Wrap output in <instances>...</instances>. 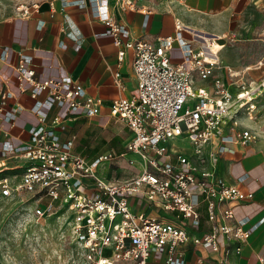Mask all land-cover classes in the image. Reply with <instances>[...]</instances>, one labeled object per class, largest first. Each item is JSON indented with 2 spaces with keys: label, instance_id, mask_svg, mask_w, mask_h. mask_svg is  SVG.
Masks as SVG:
<instances>
[{
  "label": "built area",
  "instance_id": "2783aa9c",
  "mask_svg": "<svg viewBox=\"0 0 264 264\" xmlns=\"http://www.w3.org/2000/svg\"><path fill=\"white\" fill-rule=\"evenodd\" d=\"M58 1L61 7H104L105 29L97 34L112 37L119 60L126 48L133 51L136 91L129 97L113 98L108 108L109 114L130 130L125 150L137 156L140 169L125 178L105 180L96 167L103 161L111 162V154L87 160L72 152V139L61 141L55 133V127H64L61 118L53 115L48 119V111L58 107L91 116L99 112L100 99L87 94L69 75L36 80L30 56L19 54L14 66L18 86L34 99L29 110L38 121L28 128V138L21 148L0 149V196L30 193L36 217L46 215L53 204L60 203L71 217L80 250L77 264H185L180 248L190 241L217 252L224 262L230 243L235 242L234 248L239 250L240 241L264 219L262 216L251 222L248 216H234L233 205L251 197L239 187L249 177L248 172L240 173L232 184L216 173L219 154H233L234 145H244L254 138L255 128L248 122L256 123L264 133V105L257 99L264 91V78L256 82L223 67L217 49L211 48L213 41L203 39V46L194 47L183 38L178 21L172 35L160 36L155 43L130 38L128 29L116 21L108 7L112 3L147 16L152 7L141 4L143 0ZM37 5V0L21 5L20 13L27 15ZM41 25L39 20L37 27ZM174 43L180 51L177 62L169 57ZM78 48L76 45L74 49ZM7 51V46L0 45V61H5ZM221 68L226 70L227 80L214 75ZM210 77L209 86L196 84ZM41 93L44 96L39 98ZM5 96L6 92L0 93V106ZM15 116V108L0 107L3 121ZM178 139L190 143L191 155L171 150L170 142ZM7 160L24 162L22 166L17 164L19 175L11 172L15 167H8ZM127 162L132 165L136 160L129 158ZM86 186L94 191L87 193ZM131 196H140L162 212L179 214L194 230H198L203 212L208 228L190 234L173 221L134 211Z\"/></svg>",
  "mask_w": 264,
  "mask_h": 264
},
{
  "label": "crops",
  "instance_id": "0c3cea01",
  "mask_svg": "<svg viewBox=\"0 0 264 264\" xmlns=\"http://www.w3.org/2000/svg\"><path fill=\"white\" fill-rule=\"evenodd\" d=\"M37 1V7H31L27 15L16 12L0 18V45L8 47L5 61H0V93L6 92L5 102L0 107L3 110L16 109L13 120L3 121L0 117V149L12 151L21 148L28 138V128L38 121L29 110L34 99L28 91H20L14 68L19 54H26L30 56L36 80L69 75L72 80L82 84L87 94L100 99L99 112L91 116L58 107L49 110L48 119L58 115L64 125L63 128H54L58 138L61 141L71 138V151L87 160H93L100 154H111V162L103 161L96 167L97 174L105 180L133 175L140 169V164L135 154L125 150L131 132L122 121L109 114L108 108L113 98L129 97L136 91L132 70L133 51L126 48L119 60L112 37L97 34L105 29L104 7L94 4L84 8L61 7L58 0ZM258 1L143 0L141 4L152 7L147 16L139 11L119 9L112 3L108 10L119 24L128 29L130 38L152 43L160 36L172 35L175 22L178 21L187 42L200 47L203 46V39L208 42L212 40L220 45L216 48V55L223 67L259 82L264 78V21L257 24L242 23L244 14H249L251 10L260 11L264 16V1L260 3L261 6H258ZM39 20L42 21L40 28L37 27ZM243 31L257 32V35L237 38L236 33L241 35ZM228 37L231 41L236 40L227 43ZM76 45H79L77 50L74 49ZM169 57L172 62L180 60L176 43L169 50ZM214 75L228 79L224 68L215 70ZM197 82L198 85L209 86L211 77ZM43 96L44 93H41L39 98ZM257 99L264 105V91ZM248 124L255 128L254 138L244 145H234L233 154H219L216 173L218 178L232 184L240 173L248 172L249 177L239 187L250 192L251 197L234 204L233 212L235 217L248 216L253 222L264 216V133L257 128L256 123ZM170 148L186 155L192 152L190 143L185 139L171 141ZM120 153L124 156L119 157ZM129 158L136 162L130 165L127 162ZM17 164L22 166L24 162ZM17 164L7 160L8 167H15L11 171L15 174L20 171ZM18 175L14 176V180ZM85 191L91 194L94 188L86 186ZM129 202L132 210L173 221L190 234L208 228L203 212L198 230H194L179 214L162 212L140 196H131ZM198 208L202 211L203 205L200 204ZM234 245L235 242L230 243L231 250L224 262H220L217 252L191 241L182 244L180 249L185 264H264V219L245 240L240 241L239 250Z\"/></svg>",
  "mask_w": 264,
  "mask_h": 264
},
{
  "label": "rangeland",
  "instance_id": "374dc122",
  "mask_svg": "<svg viewBox=\"0 0 264 264\" xmlns=\"http://www.w3.org/2000/svg\"><path fill=\"white\" fill-rule=\"evenodd\" d=\"M30 1L33 0H0V18L20 12L19 6ZM262 1H258V6ZM242 19V23L257 24L264 21V16L251 10ZM243 35L252 37L257 32L236 33L237 38ZM229 39L227 43L236 40ZM34 206V197L24 191L10 197L0 196V264H77L80 250L69 212L59 203L53 204L46 215L36 217Z\"/></svg>",
  "mask_w": 264,
  "mask_h": 264
},
{
  "label": "bare ground",
  "instance_id": "6f19581e",
  "mask_svg": "<svg viewBox=\"0 0 264 264\" xmlns=\"http://www.w3.org/2000/svg\"><path fill=\"white\" fill-rule=\"evenodd\" d=\"M217 47H218V46H217V43H213L212 46H211V48H212L213 50H215Z\"/></svg>",
  "mask_w": 264,
  "mask_h": 264
}]
</instances>
